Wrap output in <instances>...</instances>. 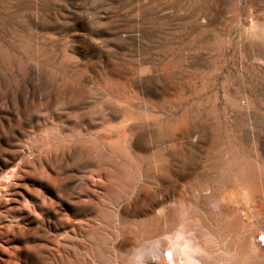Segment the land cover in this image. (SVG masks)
<instances>
[{
	"label": "rangeland",
	"instance_id": "374dc122",
	"mask_svg": "<svg viewBox=\"0 0 264 264\" xmlns=\"http://www.w3.org/2000/svg\"><path fill=\"white\" fill-rule=\"evenodd\" d=\"M0 264H264V0H0Z\"/></svg>",
	"mask_w": 264,
	"mask_h": 264
}]
</instances>
